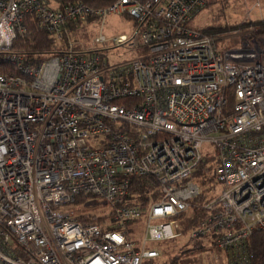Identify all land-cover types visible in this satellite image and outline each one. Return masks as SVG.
<instances>
[{
	"label": "built area",
	"instance_id": "1",
	"mask_svg": "<svg viewBox=\"0 0 264 264\" xmlns=\"http://www.w3.org/2000/svg\"><path fill=\"white\" fill-rule=\"evenodd\" d=\"M204 3L0 0V264L159 257L148 244L181 236L176 216L205 189L193 175L205 156L214 157L216 189L187 236L247 263L244 241L264 229V36L244 32L219 50L214 35L189 24ZM254 7L262 17L260 0ZM111 13L133 18V31L99 33L89 48L61 45L68 22L93 18L101 30ZM28 15L56 52L30 59L14 48ZM109 39L142 54L101 62ZM135 176L156 180L157 200H134ZM79 195L108 208L111 227L62 208ZM141 217L138 243L126 224Z\"/></svg>",
	"mask_w": 264,
	"mask_h": 264
},
{
	"label": "rangeland",
	"instance_id": "2",
	"mask_svg": "<svg viewBox=\"0 0 264 264\" xmlns=\"http://www.w3.org/2000/svg\"><path fill=\"white\" fill-rule=\"evenodd\" d=\"M256 0H205L204 6L199 10L193 18V26L203 28L207 26H215L218 24H230L234 27L228 32L221 34H214L221 39H217L216 45L219 50L230 47L238 42L239 35L244 32L252 31L254 35L264 36L259 34L256 28L250 21L264 20V15H260L257 7L250 8L254 5ZM208 2V4H206ZM260 7L264 13V0H260ZM134 19L126 14L111 13L106 17V22L103 29H99V23L93 18L86 20L70 21L69 24L63 28L62 46L64 48L74 47V50L81 49V47L89 48L96 35L102 33L106 38H111L115 34L127 33L133 31L135 28ZM255 32V33H254ZM106 48H100L97 53L100 54L101 62L113 63L122 59L137 57L142 54V48L139 46L117 45L110 46L111 39L107 40ZM109 46V47H107ZM204 147L208 150L209 145ZM198 178L197 176H195ZM98 204V203H97ZM66 210H75L77 207L75 202L62 206ZM93 215H102L107 217L108 208L103 205H96L93 208H87ZM126 229L129 235L136 242L141 243V239L145 233L146 220L141 217L126 224ZM184 238V237H183ZM184 239L172 238L149 242L148 246L159 247L164 256L168 252L175 253L182 249H186L190 245H184ZM206 244V243H205ZM208 246L205 250L187 249L180 253L179 264H232L230 263L226 251ZM162 252V253H163ZM162 254L157 258H162ZM163 256V257H164ZM160 260V259H158Z\"/></svg>",
	"mask_w": 264,
	"mask_h": 264
},
{
	"label": "trees",
	"instance_id": "3",
	"mask_svg": "<svg viewBox=\"0 0 264 264\" xmlns=\"http://www.w3.org/2000/svg\"><path fill=\"white\" fill-rule=\"evenodd\" d=\"M52 2L54 6H62L67 2H83L94 7H103L111 4L115 0H48ZM205 4V3H204ZM208 4V2L206 3ZM204 6V5H203ZM202 6V7H203ZM201 7V8H202ZM201 8L199 10H201ZM198 10V11H199ZM29 15L25 19L26 31L22 38L15 40L14 48L21 53H24L26 57L30 59H40L51 53L56 52L55 40L45 30L37 27L33 22L29 20ZM193 18L190 20V25L193 26ZM256 28L259 34L264 35V20L250 21ZM69 24V22H68ZM196 27V26H194ZM234 27L230 24H218L215 26H207L198 28L201 31L208 34H221L228 32ZM217 39H221L214 35ZM232 96L227 94V108L232 106ZM214 157L205 156V158L197 165L193 172L194 176L199 177L201 184L205 189L196 197L191 200L190 210L184 211L176 216L180 223L181 236L177 238L184 239V245H190L186 249H182L179 252H168L162 258H150L142 262V264H179L180 253L187 251V249L205 250L208 246L205 244L204 238L190 239L187 236L188 231L194 226L200 224V222L209 214V210L205 207V203L212 198L211 193L216 189L215 180V167ZM131 191L134 200L141 205H146L149 201H155L158 199L159 190L156 180L151 176H135L131 179ZM74 202L77 207L74 212L77 214V218L83 221L100 222L105 225V217L102 215L91 214L87 209L94 207L97 204L95 198L86 195H79L75 198ZM111 227L109 225H106ZM104 226V227H106ZM184 237V238H183ZM245 250L247 253L246 264H264V229H254L249 237L244 241ZM160 259V260H158ZM231 263V260H230Z\"/></svg>",
	"mask_w": 264,
	"mask_h": 264
}]
</instances>
